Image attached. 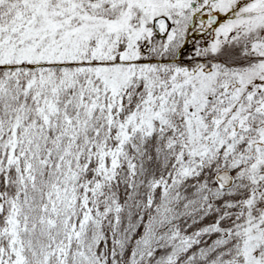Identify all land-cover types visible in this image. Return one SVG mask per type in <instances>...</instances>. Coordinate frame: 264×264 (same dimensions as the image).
Instances as JSON below:
<instances>
[{
    "label": "snow or ice",
    "instance_id": "obj_1",
    "mask_svg": "<svg viewBox=\"0 0 264 264\" xmlns=\"http://www.w3.org/2000/svg\"><path fill=\"white\" fill-rule=\"evenodd\" d=\"M0 264H264V0H0Z\"/></svg>",
    "mask_w": 264,
    "mask_h": 264
}]
</instances>
